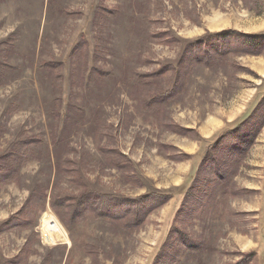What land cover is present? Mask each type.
<instances>
[{
	"label": "rangeland",
	"instance_id": "rangeland-1",
	"mask_svg": "<svg viewBox=\"0 0 264 264\" xmlns=\"http://www.w3.org/2000/svg\"><path fill=\"white\" fill-rule=\"evenodd\" d=\"M227 33L264 0H0V264H264V122L222 140L264 111V43L190 57ZM94 191L164 202L132 229L75 212Z\"/></svg>",
	"mask_w": 264,
	"mask_h": 264
},
{
	"label": "trees",
	"instance_id": "trees-1",
	"mask_svg": "<svg viewBox=\"0 0 264 264\" xmlns=\"http://www.w3.org/2000/svg\"><path fill=\"white\" fill-rule=\"evenodd\" d=\"M231 33H237V32H231ZM241 35V36H240ZM239 40H237L235 46L230 47V39L231 36L227 34L221 35L219 34V41L217 43L210 44L211 41H213L214 37L209 38V40L206 42L204 41V45L202 43H199V46L197 42H194V44L190 45L189 50L191 51L192 58H197V61L203 60V57L206 58L210 54H220L225 55L227 51H229L232 48H235L237 52L242 53H251L258 52L259 48L262 47L264 41V35H248V34H240ZM217 37V36H216ZM217 37V38H218ZM233 38V37H232ZM207 40V39H206ZM243 44V50H238L239 46ZM215 45V46H214ZM230 47V49H229ZM203 50V51H201ZM262 52V51H261ZM184 83V81H183ZM179 87V86H177ZM169 94V93H167ZM165 98H169L167 95L163 96ZM165 100V99H163ZM259 122L255 123L254 119L252 118L251 121H249L250 128L248 129V135L247 137L244 136L243 141L237 142L233 144L235 141V137L237 139L236 132H227L223 135L222 140H225V147H223V151H230V153H236L238 155H241L242 151H245L247 147H250V145L254 141V136H257L258 131L261 129L260 126H262L264 122V111L261 110V114L258 117ZM260 124V125H259ZM247 126V127H248ZM243 138V137H242ZM214 149V148H213ZM213 151V150H212ZM222 152V151H221ZM223 153V152H222ZM215 157L213 158L214 161ZM216 159L214 161L213 167L221 165L220 162H217ZM220 161V160H219ZM157 198L153 199L152 196H140L138 199L135 198H129V197H122L115 194L105 195V194H98V191L91 192H83V194L79 197V200H76L75 204V212H80L81 210L80 205H83L87 207V211L91 212L92 214H97L103 217L112 218L117 221H122L128 225L132 229L140 228L144 224V222L147 219V215L156 207L155 204L158 202L157 200H162V197L160 195H155ZM152 201V202H150ZM157 201V202H156ZM164 202V201H163ZM134 211L133 215H129L131 211Z\"/></svg>",
	"mask_w": 264,
	"mask_h": 264
},
{
	"label": "bare ground",
	"instance_id": "bare-ground-1",
	"mask_svg": "<svg viewBox=\"0 0 264 264\" xmlns=\"http://www.w3.org/2000/svg\"><path fill=\"white\" fill-rule=\"evenodd\" d=\"M42 220L44 222L43 235L46 242L51 243L52 241H56L53 239L55 237H52V235L47 234L46 226H48L49 230H52L54 234L63 236L64 240L68 238L62 223L60 222V220L57 219V217L53 213H45Z\"/></svg>",
	"mask_w": 264,
	"mask_h": 264
},
{
	"label": "crops",
	"instance_id": "crops-1",
	"mask_svg": "<svg viewBox=\"0 0 264 264\" xmlns=\"http://www.w3.org/2000/svg\"><path fill=\"white\" fill-rule=\"evenodd\" d=\"M253 34V33H252Z\"/></svg>",
	"mask_w": 264,
	"mask_h": 264
}]
</instances>
